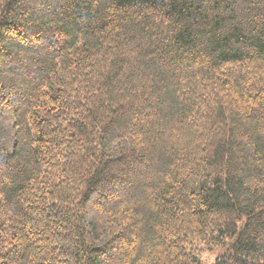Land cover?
I'll use <instances>...</instances> for the list:
<instances>
[{
	"label": "trees",
	"instance_id": "16d2710c",
	"mask_svg": "<svg viewBox=\"0 0 264 264\" xmlns=\"http://www.w3.org/2000/svg\"><path fill=\"white\" fill-rule=\"evenodd\" d=\"M264 264V0H0V264Z\"/></svg>",
	"mask_w": 264,
	"mask_h": 264
},
{
	"label": "rangeland",
	"instance_id": "374dc122",
	"mask_svg": "<svg viewBox=\"0 0 264 264\" xmlns=\"http://www.w3.org/2000/svg\"><path fill=\"white\" fill-rule=\"evenodd\" d=\"M215 253L210 251H203L201 253V259L203 261V264H210L214 260Z\"/></svg>",
	"mask_w": 264,
	"mask_h": 264
}]
</instances>
